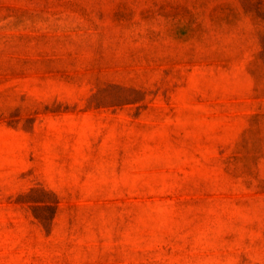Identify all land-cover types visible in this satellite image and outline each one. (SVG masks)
I'll use <instances>...</instances> for the list:
<instances>
[{"label":"rangeland","instance_id":"obj_1","mask_svg":"<svg viewBox=\"0 0 264 264\" xmlns=\"http://www.w3.org/2000/svg\"><path fill=\"white\" fill-rule=\"evenodd\" d=\"M0 264H264V0H0Z\"/></svg>","mask_w":264,"mask_h":264}]
</instances>
